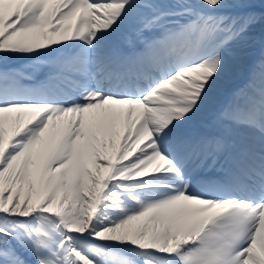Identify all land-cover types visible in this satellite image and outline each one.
<instances>
[{
	"label": "snow or ice",
	"instance_id": "6c2138e0",
	"mask_svg": "<svg viewBox=\"0 0 264 264\" xmlns=\"http://www.w3.org/2000/svg\"><path fill=\"white\" fill-rule=\"evenodd\" d=\"M0 264H264V0H0Z\"/></svg>",
	"mask_w": 264,
	"mask_h": 264
}]
</instances>
